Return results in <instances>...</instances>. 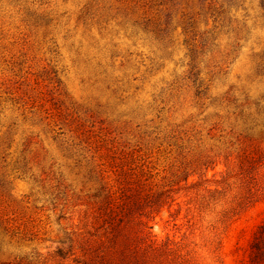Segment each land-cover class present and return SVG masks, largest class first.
I'll return each instance as SVG.
<instances>
[{
  "label": "rangeland",
  "instance_id": "obj_1",
  "mask_svg": "<svg viewBox=\"0 0 264 264\" xmlns=\"http://www.w3.org/2000/svg\"><path fill=\"white\" fill-rule=\"evenodd\" d=\"M262 225L264 0H0V264H264Z\"/></svg>",
  "mask_w": 264,
  "mask_h": 264
},
{
  "label": "trees",
  "instance_id": "obj_2",
  "mask_svg": "<svg viewBox=\"0 0 264 264\" xmlns=\"http://www.w3.org/2000/svg\"><path fill=\"white\" fill-rule=\"evenodd\" d=\"M260 228H261V231H263V230H264V225H262ZM261 231H259V235H260V232H261ZM259 237H260V236H259ZM256 238H258V237H256Z\"/></svg>",
  "mask_w": 264,
  "mask_h": 264
}]
</instances>
